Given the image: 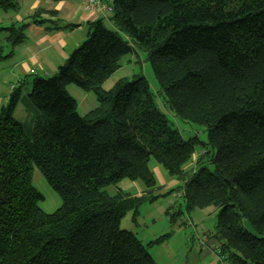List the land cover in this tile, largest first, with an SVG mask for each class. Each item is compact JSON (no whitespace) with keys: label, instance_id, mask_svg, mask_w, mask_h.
I'll return each instance as SVG.
<instances>
[{"label":"trees","instance_id":"16d2710c","mask_svg":"<svg viewBox=\"0 0 264 264\" xmlns=\"http://www.w3.org/2000/svg\"><path fill=\"white\" fill-rule=\"evenodd\" d=\"M112 8L116 30L88 23L86 41L55 75L26 76L1 108L0 264H157L121 228L129 211L157 199L151 159L184 183L188 210H220L226 264H264V0H113ZM0 9L18 13L20 0H0ZM46 15L58 13L38 8L28 24L0 28V62ZM135 49L147 53L167 107L206 129L209 148L196 159L197 139L171 126L142 75L103 89ZM25 84L37 113L31 137L14 119ZM71 85L95 93L98 107L79 115ZM34 167L63 201L52 214L39 207ZM123 179L140 181L144 194L109 195Z\"/></svg>","mask_w":264,"mask_h":264},{"label":"rangeland","instance_id":"374dc122","mask_svg":"<svg viewBox=\"0 0 264 264\" xmlns=\"http://www.w3.org/2000/svg\"><path fill=\"white\" fill-rule=\"evenodd\" d=\"M26 3L24 0H20L18 13H5L0 9V28L8 27L12 23H19L18 17L27 18L29 21L28 17L31 11L29 10V4ZM43 4L44 1L42 0L41 5ZM104 25L109 30H116L110 21H104ZM87 33L88 29L82 33L85 37L83 42L87 39ZM76 36L80 38L81 35L77 33ZM5 37L6 34L0 32V42L3 45L5 44ZM9 51L10 49L5 46L4 53L7 54ZM11 64H1L0 73L7 74ZM33 71L35 73L32 72L30 75H37L36 71ZM139 75H142L147 80L157 108L166 116L171 126L178 129L185 140L197 139L198 142L195 147L196 159L198 153L209 148L208 146L206 147V144H208L207 131L202 126L183 123L167 107L147 53L141 49H135L132 53L121 57L119 68L105 81L103 89L110 91L119 82L131 81ZM16 83L17 79L12 80L1 77L0 111L8 103L6 99L18 88ZM26 88L28 92L31 91L29 84L26 85ZM21 89L22 96L14 112V119L23 125L26 135L31 137L37 113L28 98L29 94L24 90L25 86H22ZM68 92L77 101V111L81 116L89 114L99 105L93 92H86L75 85L69 86ZM193 163L194 161L188 164L187 169H191V167L194 169L195 165L192 166ZM150 168L158 182L157 189L150 196H155L157 199L151 203L144 202L138 208L136 215H134V210L129 211L121 221V228L134 233L147 247L148 253L152 255L157 264H226L225 258L219 250L221 242L216 237V226L220 210L216 207L188 210L183 199L184 190L182 187L184 183L171 178L154 159L150 161ZM209 168L211 170L214 169L212 165H209ZM32 180L34 188L44 197V200L39 204L43 212L52 214L62 207L63 201L61 197L50 187L36 167L33 169ZM143 190L145 191V187L140 181L129 179H123L116 185L106 189L111 196L122 192L132 197L142 196ZM178 194H181V197ZM245 228L256 235L250 225L245 224ZM162 236L168 237L164 243L148 246L150 242Z\"/></svg>","mask_w":264,"mask_h":264},{"label":"crops","instance_id":"0c3cea01","mask_svg":"<svg viewBox=\"0 0 264 264\" xmlns=\"http://www.w3.org/2000/svg\"><path fill=\"white\" fill-rule=\"evenodd\" d=\"M24 1L29 4L31 14L38 8H43L48 11H56L58 15L56 17L44 16V19L49 20L44 25L30 24L24 33L25 42L15 48L10 59L0 62V65L3 63L11 64L12 62L7 74L0 73V79L2 76L12 80L17 79L18 87L21 86V80L29 76L33 70L36 71L37 75L45 77L55 75L59 67L66 63L72 52L83 43L85 37L82 33L88 29L87 24L98 20H103V23L109 21L103 13L86 9L85 0L59 2L43 0V5H41L42 0ZM18 20L19 23L21 21L25 24L30 22L27 18L22 19V17H18ZM77 33L81 35L80 38L76 36ZM26 85H24V90L28 94ZM6 100L8 101L9 98ZM142 194H144V190Z\"/></svg>","mask_w":264,"mask_h":264},{"label":"built area","instance_id":"2783aa9c","mask_svg":"<svg viewBox=\"0 0 264 264\" xmlns=\"http://www.w3.org/2000/svg\"><path fill=\"white\" fill-rule=\"evenodd\" d=\"M112 6L113 0H85L86 9L92 12L103 13L105 16L111 15L113 10ZM32 72L35 73L34 71ZM178 196L181 197V194H178Z\"/></svg>","mask_w":264,"mask_h":264}]
</instances>
